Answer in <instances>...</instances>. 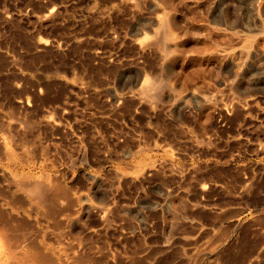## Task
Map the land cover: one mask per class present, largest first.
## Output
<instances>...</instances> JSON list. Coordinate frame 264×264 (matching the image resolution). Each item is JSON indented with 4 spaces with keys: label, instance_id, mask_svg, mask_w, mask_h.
<instances>
[{
    "label": "rangeland",
    "instance_id": "374dc122",
    "mask_svg": "<svg viewBox=\"0 0 264 264\" xmlns=\"http://www.w3.org/2000/svg\"><path fill=\"white\" fill-rule=\"evenodd\" d=\"M33 255L264 264V0H0V264Z\"/></svg>",
    "mask_w": 264,
    "mask_h": 264
},
{
    "label": "bare ground",
    "instance_id": "6f19581e",
    "mask_svg": "<svg viewBox=\"0 0 264 264\" xmlns=\"http://www.w3.org/2000/svg\"><path fill=\"white\" fill-rule=\"evenodd\" d=\"M214 1H218V0H214ZM50 16H51V15H50ZM48 17H49V16H48ZM254 20H256V21L258 20L257 15H254ZM162 31H163V32L161 33L162 35L160 34L161 37H160V40H159V46H158V48H159L160 51H162L163 53H166L168 48L165 46V44L170 40V36H171V35H170V33H168V31H166V30H162ZM156 44H157V43H156ZM262 47H263L262 45H259V46L256 47V50L260 52V51H262ZM244 52H245L246 54H248V53H249L248 48H247ZM244 52H243V53H244ZM150 87H151V86H150ZM141 90H143V88H142ZM147 90H148V89H147ZM147 90H144V91H147ZM140 101H141V100H140ZM138 102H139V101H138ZM141 102H142V101H141ZM141 105H142V104H141ZM224 120H225V118H224ZM71 201H72V200H71ZM73 201H74V200H73ZM73 201H72V202H73ZM67 202H68V201H67ZM67 202H66V203H67ZM61 205H62V204H61ZM60 207H61V206H60ZM63 209H64V208H63ZM74 212H75V211H74ZM102 215H103V214H102ZM98 216H99V215H98ZM12 217H14V216H12ZM103 218H104V217H103ZM103 218H102V219H103ZM10 219H11V218H10ZM15 219H16V218H15ZM13 220H14V219H13ZM19 220H20V219H19ZM19 220H18V221H19ZM103 220H104V219H103ZM11 221H12V220H11ZM14 221H16V220H14ZM104 221H105V220H104ZM5 222H6V221H5ZM9 222H10V221H9ZM9 222H7V223H9ZM21 223H22V222H21ZM16 226H17V225H16ZM16 226H15V227H16ZM27 228H28V227H27ZM15 229H17V228H15ZM32 229H33V228H32ZM17 230H18V229H17ZM20 231H21V230H20ZM23 231H24V230H23ZM26 231H27V230H26ZM11 232H12V231H11ZM12 233H14V231H13ZM18 234H20V233H18ZM13 235H16V233L13 234ZM33 236H34V235H33ZM23 237H24V236H23ZM23 237H22V238H23ZM22 238H21V239H22ZM6 239H7V238H6ZM19 239H20V238H19ZM24 239H25V237H24ZM24 239H23V240H24ZM27 239H28V242H29L30 239H29V238H27ZM27 239H26V240H27ZM35 239H36V238H35ZM13 240H14V239H13ZM23 240H20L19 242H22ZM17 242H18V241H17ZM17 242H16V243H17ZM19 242H18V243H19ZM26 242H27V241H26ZM26 242H24V244H25ZM35 243H36V242H35ZM35 243H34V244H35ZM20 244H21V243H20ZM24 244H23V245H24ZM30 244H32V241H31V243L29 242L28 245L30 246ZM34 244H33V245H34ZM7 245H9V244H7ZM21 245H22V244H21ZM35 245H37V244H35ZM29 246H28V247H29ZM21 247H22V246H21ZM23 247H24V246H23ZM29 248H30V247H29ZM31 248H32V247H31ZM19 251H20V249L18 250V252H19ZM35 253H36V251H35ZM36 254H37V253H36ZM45 255H46V254H45ZM10 257H11V255L9 256V259H10ZM32 257H33V260H32V261H33L34 263L38 261L37 257H36V259H35L34 255H33V256H31V259H32ZM43 257H44V256H43ZM38 258H39V257H38ZM27 259H28V258H27ZM41 259H42V258H41ZM20 260H21V259H20ZM42 260H43V259H42ZM46 260H47V259H46ZM39 261H41V260H39ZM11 262H12V263H11ZM11 262H10V264H13V261H11ZM45 263H46V262H45ZM14 264H15V263H14ZM16 264H17V262H16ZM18 264H19V263H18ZM37 264H38V262H37Z\"/></svg>",
    "mask_w": 264,
    "mask_h": 264
}]
</instances>
